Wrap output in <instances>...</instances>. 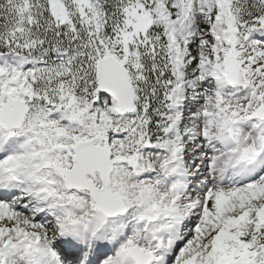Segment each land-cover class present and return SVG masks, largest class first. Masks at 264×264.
I'll return each mask as SVG.
<instances>
[{
	"label": "snow or ice",
	"instance_id": "snow-or-ice-1",
	"mask_svg": "<svg viewBox=\"0 0 264 264\" xmlns=\"http://www.w3.org/2000/svg\"><path fill=\"white\" fill-rule=\"evenodd\" d=\"M0 264H264V0H0Z\"/></svg>",
	"mask_w": 264,
	"mask_h": 264
}]
</instances>
